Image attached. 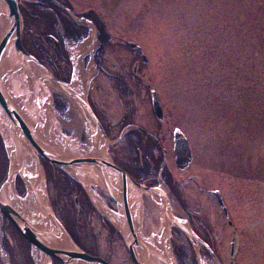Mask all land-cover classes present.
Listing matches in <instances>:
<instances>
[{
  "label": "rangeland",
  "instance_id": "1",
  "mask_svg": "<svg viewBox=\"0 0 264 264\" xmlns=\"http://www.w3.org/2000/svg\"><path fill=\"white\" fill-rule=\"evenodd\" d=\"M86 8H93L90 13H96L93 17L95 22L104 18L113 40V43L105 45L107 60L102 64L104 72L92 79V88L91 84L87 85L86 102L94 107L107 126L118 121L121 127L127 123L126 119L131 123L136 118L148 131L155 132L159 123L153 114L152 97L147 90L151 83L150 90L156 91L165 113L164 131L170 132V146L174 131L180 130L192 150L193 164L186 172H179L173 154L169 155L167 159L174 175L182 181L194 177L197 182H202L205 189L219 191L229 212L226 218L217 199L207 194L200 195L192 184L182 198L184 206L190 207L202 222L196 221L194 229L204 233L213 230L214 250L221 264H264V105L262 114H248L251 117L246 131L248 138L239 133L245 130L238 123H231L232 126L227 128L225 117L222 116L218 123L212 118L218 105L221 104L220 110H223V102L228 104L232 96H245L241 101L249 102V109L254 107L259 95L264 102V0H110L109 4L99 2L96 6L82 1L76 11ZM82 24L81 27H85L88 33L90 29V33L73 47L67 45L68 54L64 50L59 54L48 45V38H39L38 22L25 23L24 46L49 67L50 72L45 69L48 74L61 72V78L65 79L68 66H71L75 76L81 64L82 74L87 75L89 68H93L96 75V62L100 59H92V54H87L79 63V49L87 40H94L92 49L98 45L93 24L85 20ZM129 41L141 46L147 64L141 62L137 51H131L127 46ZM48 56L58 59L52 62ZM65 58L66 62L63 61ZM136 62L139 64L137 76L133 72ZM23 80L28 81L25 77ZM25 91L26 88L22 87L20 92ZM53 92L50 95L54 97ZM217 95L222 97L214 101L213 96ZM37 98V103L41 104L48 96L44 93ZM210 99L215 110L208 106L207 100ZM231 108L236 111L238 105ZM78 112L67 104L63 114L55 112L56 119L61 123L62 134L77 139L82 148H91L94 132ZM235 115L238 120L241 112ZM254 137L256 139L252 142ZM125 151L134 156L131 151ZM34 160L33 157L27 158L26 169ZM6 163L7 156L0 143V179ZM73 189L77 195V188ZM50 197L57 199L55 192H50ZM62 201L72 209V199ZM155 202L160 201H150L145 212L144 238H152L155 230H163L159 210L155 211L157 206H153ZM171 206L180 212L179 207ZM177 216L187 219L184 214ZM86 221L101 233L97 212L89 214ZM78 229L80 238L96 255L111 257L115 254V264L127 258L125 251L116 249L108 238H96L94 231L92 237L85 228L78 226ZM234 232L239 244L232 257L230 242ZM173 236L187 247L180 249L186 260L184 263L193 264L195 257L190 251L194 248L199 253V245L196 242L191 244L184 233L177 237L173 232ZM197 257L200 264H218L212 257ZM174 260L176 264L177 260Z\"/></svg>",
  "mask_w": 264,
  "mask_h": 264
},
{
  "label": "flooded vegetation",
  "instance_id": "2",
  "mask_svg": "<svg viewBox=\"0 0 264 264\" xmlns=\"http://www.w3.org/2000/svg\"><path fill=\"white\" fill-rule=\"evenodd\" d=\"M82 1L86 2V4L94 3L95 6L97 5V3L99 4V2L106 4H109L110 2V0H21V12L25 21H30L33 14V12L30 11L32 7L31 5L37 6L40 9L41 14L39 15V19H42L40 22L39 29L37 31L38 34H41L39 38H41L42 40H46L45 38H48V45L53 46L55 48V51L61 54L62 47L60 43H57V36H59V34L57 33L61 32L62 29L54 26L53 21L64 19L66 24L71 25L73 47V39L76 37L77 29H84L83 27H79L83 24L82 21L78 18H93L96 15V13L94 12L90 13L93 8H86L85 10L80 12L76 11L77 6H79ZM102 19H100L97 24H104L105 20L104 18ZM35 34L37 33L35 32ZM28 49L30 48L28 47ZM64 49L67 50L66 47H64ZM45 55L47 56V54ZM47 58L50 59L49 56ZM137 121L138 120L135 118L133 119V122L130 123L129 120L127 121L126 119L127 123L120 127V122L118 121H115L110 126H107L101 120L103 128L109 137H116L124 132L123 140H121L117 144V146H113L111 148L110 154L112 155L115 164L120 169L128 173L131 177H133L139 184H143L144 186L151 189H157L158 182L156 180L155 173L157 169L159 171L161 170V167L164 163V152L166 151V155L168 157L170 154H173V160H175L174 133L171 139L172 145L170 146V132L167 131L168 133H165L164 131V127L166 125L165 121L164 123L158 122L159 129H157L155 132L148 131ZM117 126L120 127V129ZM149 133H151L152 135H149ZM121 149L123 150L121 151ZM125 150L131 151L133 153L136 151L139 152V160L136 161L134 157L135 154L133 157H131L126 153ZM144 153L147 154V156H145V159L143 158ZM167 160L165 163L167 165L169 163V166L167 167L165 165L163 168L166 169L168 173L166 183L170 189V193L172 195L174 193L176 199H180L182 201V195L188 192V187L192 184L196 186L195 191L197 193L199 192L200 195H210L208 192L213 189H205L204 185H202V182H197V179L195 180L194 177H188L187 180L183 181L178 179L173 173L174 170L170 167L171 165L169 160ZM145 162H147L146 165ZM190 167L191 165L186 170H179L177 167L176 168L179 172H186L189 170ZM46 173L48 199L52 205L56 217L64 225L65 229L68 231L71 237L76 239V241H78L90 254L97 257H101L109 264H115L113 259L115 257V254H113L111 257H102L96 255V253H93L92 250L87 247V242H83V240L80 238L78 226L81 228H85L88 234H90L92 237L94 231L97 233L94 234L96 238L104 236V239L105 237L108 238L116 249L121 248L123 251H125L127 258L121 259L119 264H134L126 248L125 241L123 240L119 231H117L109 222H107V220H105L101 216V214L97 211L96 207L94 206L92 200L87 197L82 188L77 185L74 186L72 184V181L68 178L65 173L60 171L58 168L51 166L50 164H47L46 166ZM72 187H75V189L77 188V195L74 194L75 190ZM192 189L194 190V188ZM50 192H55L57 199L52 200L50 197ZM97 192L100 195V198L106 201L107 207L112 210L115 209V203L112 201V198L109 197L102 188H100V190L97 189ZM68 193L70 195H68ZM170 193H168L169 196H171ZM157 194L158 193H153V195ZM65 198L72 199V209L69 206L64 205L62 200ZM150 199V195H144L143 209L145 210V212L147 207H150ZM186 211L189 214L190 222H193L195 224V222L197 221L198 223L200 222L202 224L200 218L197 215L194 216V211L190 207L187 208ZM92 212H97L98 217L100 218L102 225V234L99 233L97 230L95 231V228H93L91 222L88 223V221H86L87 219L89 220V214H92ZM80 224H84L85 226H81ZM197 233L203 241L206 242L207 240L205 239H208L207 243L214 245L213 230L210 232L207 231L205 233L202 231ZM88 240L90 241V239ZM115 243L118 245L120 243V247L118 245H114ZM232 243L234 244L235 248L238 247L239 239L236 234L232 237L230 245ZM121 249L119 251H121ZM37 261H39V254L37 253V251L33 249L29 242L24 239V237L19 233L13 223L0 213V264H36L38 263ZM55 264L61 263L56 260Z\"/></svg>",
  "mask_w": 264,
  "mask_h": 264
},
{
  "label": "water",
  "instance_id": "3",
  "mask_svg": "<svg viewBox=\"0 0 264 264\" xmlns=\"http://www.w3.org/2000/svg\"><path fill=\"white\" fill-rule=\"evenodd\" d=\"M0 1L5 4L8 20L7 26L0 38V106L4 110L9 122V126L11 127V131L10 133H8V141H10L9 144L11 145V147L16 146L20 154V160L17 166L13 167V164L11 165L8 179L3 185L0 195L4 196L3 192L5 190V186H7V184L11 181L14 182L16 175L21 173L24 163L26 162L27 154H24L25 145H21L19 142H16L14 138L16 140L23 137L25 138L27 142L26 146L29 148V151L34 155L40 167L41 159H43L64 170L68 174H70V171L72 170L80 171L85 169L91 170L92 168H95L100 172L101 176L104 179L107 189L109 190L112 198L117 202L119 210L122 212L124 230L121 233L126 242L134 264H156L155 261L159 257L152 250H150L140 239V235L135 226L134 215L136 213V208L134 205L139 202V205H142L144 201V195H153V193H158L160 195V192H158L157 189H149L145 186L137 184L128 174L118 169L114 165V163L107 154L108 144H110V142L108 141L100 122L98 121L88 104H86V106L84 107L85 109H81L80 112L86 118V120L92 122V124L99 130L102 137L103 145L105 146L104 150L106 151L107 156H99L97 158H73L62 156L47 149L40 142V140L36 138L31 126L25 121L18 108L11 102V98L4 89L3 84V77L5 76L6 72L2 71V63L4 57L5 55L10 54L11 51H13L14 59L16 62V67L13 69L11 74H20L22 80L23 77H25V79H29L36 86L39 85L41 87L42 82L37 79H34L25 67L31 61H33L34 58L27 53V51L22 45V18L18 7V0ZM44 79L53 80L59 87H61L64 92L71 93L70 89L66 85L54 80L51 76L44 75ZM73 96L75 97L76 95L73 94ZM152 100L154 112L157 118L160 121H163L162 109L160 107L157 95L154 91H152ZM175 153L177 155L178 166L181 169L187 168L192 161V155L187 140L183 138L180 132H176ZM112 176L120 179V181L122 182L121 196L117 195L113 190V185L111 181ZM78 181L85 187V189L89 193L85 184L80 180ZM212 194L217 197L220 205L222 206L227 215L228 212L223 204L221 195L218 192H213ZM4 197L0 199V212H2L14 224V226L21 233V235L32 246L37 248L48 258L45 264H54L55 259L61 261L63 264H108L103 259L93 257L80 250L72 242L70 236L67 234L60 222L56 219L51 209H47L46 212L50 215L51 219L57 225L58 229L68 237L69 246L58 248H53L49 246L47 244V240L52 237V233L49 231L37 230L31 225V223H29L12 207V205L6 199V195ZM160 201V205L156 206L160 211H158V215L161 216L162 219L161 225L164 226V224L166 223L168 225V232H170V228L172 226L177 227L178 229L183 231L190 239L196 240L198 243L203 244L209 251L211 256H213L219 264L218 260L216 259L214 253L209 248V246L205 245L196 236L195 233L188 229L179 219L175 218L169 208L166 195H160ZM167 216L168 219H166ZM169 219L170 222L168 221ZM140 249L144 250L143 254L146 257V262H143L139 257Z\"/></svg>",
  "mask_w": 264,
  "mask_h": 264
},
{
  "label": "bare ground",
  "instance_id": "4",
  "mask_svg": "<svg viewBox=\"0 0 264 264\" xmlns=\"http://www.w3.org/2000/svg\"><path fill=\"white\" fill-rule=\"evenodd\" d=\"M7 21L5 4L0 1V38L7 26ZM90 45L93 46L92 40L86 41V44H84L79 49L81 52L79 53V63H81V54H85L87 51H92V47H90ZM79 66L81 68V64H79ZM15 67L16 62L13 51H11L10 54L5 55L2 63V71L6 72L5 76L3 77L4 89L9 94L11 102L18 108V110H20V113L25 121L31 126L36 138H38L47 149L62 156L73 158L107 156L102 143L101 135L96 133L95 129L93 130V135H91V148H82L80 142L77 141V139L63 135L61 133L62 126L61 123L56 119V113L53 109L51 99L45 100L44 103L38 105L35 102L34 97L36 94H38L40 86H36L32 81H23L20 77V74H11ZM25 67L34 79L42 82L43 90L53 88L58 92L65 94L69 100L71 108L75 107L77 112L78 110L85 109L84 107L86 106L88 81L94 75L92 68L87 75L82 74L81 69L77 68L74 79L69 87L71 93L76 95L74 97L73 94L64 92L61 87L56 85V83L53 81L44 79V75L46 73L43 69L39 68L35 61H31ZM22 87L26 88V93L20 92ZM39 95H42V91L39 92ZM0 113V130L5 134H3L4 137L9 140L8 133H10L11 127L8 125L5 113H2L1 111ZM14 140L19 142L21 145H25L24 154H29V148L26 146L27 142L24 138H19L18 140L14 138ZM10 152L13 167H16L20 160V154L17 147H11ZM70 174L82 181L87 186L90 183L103 184V178L100 175V172L95 168H92L91 170L85 169L80 171L72 170L70 171ZM23 176L27 181L29 188L28 195L22 199L17 198L11 201L9 200V203L37 230L49 231L52 233V237L47 240V244L49 246L53 248L69 246L68 237L58 229L50 215L46 212V210H49L51 207L45 192L44 173L36 160L32 162L31 166H28V169L25 168ZM112 181L117 191H121L122 182L119 180L117 182L113 178ZM4 189V196H8V194L13 190L12 181L9 182V184L5 186ZM4 196L0 195V199H2ZM97 205L101 210H104L102 208L101 202H98ZM111 217L119 229L122 230L123 221L121 218L117 215H111ZM167 229L168 228L166 227L163 235L156 232L152 238H142V236H140L145 245L160 256L158 259H156L157 262L154 260L156 264H175L171 254V247L168 240L169 234ZM143 251L144 250L140 249L139 257L143 262H146V257L143 254ZM37 253L39 254V261H37L38 264H45L48 258L41 252L37 251Z\"/></svg>",
  "mask_w": 264,
  "mask_h": 264
},
{
  "label": "trees",
  "instance_id": "5",
  "mask_svg": "<svg viewBox=\"0 0 264 264\" xmlns=\"http://www.w3.org/2000/svg\"><path fill=\"white\" fill-rule=\"evenodd\" d=\"M232 96V95H231ZM214 97V101L218 98V97H222L221 96H213ZM233 98L231 99V101L227 104L226 102H223V110H220L221 108V104L218 105V110L217 111H213V115H212V118H214L216 120V123H218L217 121L220 120L221 121V117H225V122L228 121L226 123L227 125V128H230L231 123H238L239 126L243 127V130H245V132H239L240 134H245V137L248 138L247 136V130L249 128L248 124H249V121H251V117H248V114L251 112L252 114H262L261 113V110H262V106L264 105V102H262V96H258L257 98V102L255 103L254 107L251 108V109H254L255 107H257V109L254 111V110H251L249 109V102L248 103H242L241 100H244L245 99V96H239V97H234L232 96ZM238 100V101H237ZM207 103H209V107L213 108L215 110V105L214 103L209 100H207ZM213 103V105H212ZM236 105H238V108H237V112H241V117L237 120L236 118L237 115V112L236 111H233L231 107H234ZM211 105V106H210ZM241 107V108H239ZM244 114V115H243ZM215 115V116H214ZM233 117V118H232ZM232 118V119H231ZM259 118V117H258ZM216 126V125H215ZM240 127V128H241ZM256 138L254 137V139H252L251 141L254 142ZM262 151L264 152V147L262 148Z\"/></svg>",
  "mask_w": 264,
  "mask_h": 264
}]
</instances>
